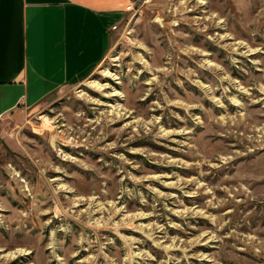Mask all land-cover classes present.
Wrapping results in <instances>:
<instances>
[{"label":"rangeland","instance_id":"1","mask_svg":"<svg viewBox=\"0 0 264 264\" xmlns=\"http://www.w3.org/2000/svg\"><path fill=\"white\" fill-rule=\"evenodd\" d=\"M90 77L0 126V264H264V0H141Z\"/></svg>","mask_w":264,"mask_h":264},{"label":"crops","instance_id":"2","mask_svg":"<svg viewBox=\"0 0 264 264\" xmlns=\"http://www.w3.org/2000/svg\"><path fill=\"white\" fill-rule=\"evenodd\" d=\"M141 0H0V126L85 81Z\"/></svg>","mask_w":264,"mask_h":264},{"label":"built area","instance_id":"3","mask_svg":"<svg viewBox=\"0 0 264 264\" xmlns=\"http://www.w3.org/2000/svg\"><path fill=\"white\" fill-rule=\"evenodd\" d=\"M134 10H135V5H129V6L127 7V9H126V11H127L128 13L134 12ZM119 28H120L119 26H114V27H113V31H118Z\"/></svg>","mask_w":264,"mask_h":264}]
</instances>
